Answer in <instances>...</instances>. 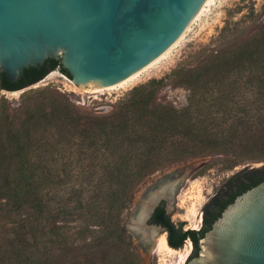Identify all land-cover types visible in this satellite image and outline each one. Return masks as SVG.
<instances>
[{"label":"trees","instance_id":"trees-1","mask_svg":"<svg viewBox=\"0 0 264 264\" xmlns=\"http://www.w3.org/2000/svg\"><path fill=\"white\" fill-rule=\"evenodd\" d=\"M224 30L219 45L195 54L196 66L167 75L170 85L188 92L181 108L153 105L167 85L153 78L133 87L109 114L83 113L56 99L38 116L22 109L19 127L0 134L3 264H55L56 251L72 253L69 264H145L122 224L135 190L174 164L229 155L231 165L247 166L231 179L233 189L206 204L198 231L183 232L161 207L152 215L170 247L190 240L189 257L196 254L198 233L264 181V21L254 30ZM56 70L70 78L60 60L49 59L15 83L0 72V90L20 91Z\"/></svg>","mask_w":264,"mask_h":264},{"label":"water","instance_id":"water-1","mask_svg":"<svg viewBox=\"0 0 264 264\" xmlns=\"http://www.w3.org/2000/svg\"><path fill=\"white\" fill-rule=\"evenodd\" d=\"M205 2L0 0V72L15 83L25 69L60 60L70 78L58 72L79 89L114 86L166 52ZM193 168L165 172L143 191L123 225L138 246L146 249L152 236L165 232L147 221L161 201L170 205L180 178ZM196 247L184 264H264V181L235 197L209 230L198 233Z\"/></svg>","mask_w":264,"mask_h":264},{"label":"rangeland","instance_id":"rangeland-1","mask_svg":"<svg viewBox=\"0 0 264 264\" xmlns=\"http://www.w3.org/2000/svg\"><path fill=\"white\" fill-rule=\"evenodd\" d=\"M263 21L264 0H213L201 16L190 24L183 38L170 50L167 56L141 73L133 82L122 87L97 93L82 92L67 77L56 70L50 72L36 84L20 91L0 90V134L2 135L3 130L9 126L10 128L19 127L25 118L22 109L26 107L31 108L35 116L40 115L43 111H49L48 100L51 99L70 103L76 110L83 113L109 114L117 108L133 87L145 84L153 78H164L165 84H167L156 93L153 105L181 108L186 103L188 92L185 87L170 85L167 75L179 67L192 68L196 66L199 59L195 58V54L205 47L211 48L219 45L220 36L227 37L228 35L224 29H227L228 33L235 26L240 28L248 26L254 30ZM42 108L44 110H40ZM55 138H59L58 134L55 135ZM228 158H230L229 155L196 158L174 164L147 177L133 193L129 209L122 214V224L124 225L130 220L136 205L142 201L143 191L159 176L177 167L191 164L195 168L180 178L181 181L174 191L170 205L165 203V207L168 209L170 221L175 226L182 224L183 232L193 230L192 227L194 228L196 224H198L199 230L202 226L206 204L220 192L229 188L233 189L236 181L232 180L231 182V179L247 166L244 164L231 165L232 163L227 161ZM260 165L251 164L250 168ZM147 225H153L150 219L147 221ZM161 234H165L167 240L166 232H158L150 238L149 246L145 249L138 246V240L128 233L132 245L145 264H184L183 256L158 254L154 250L155 238ZM183 247L184 244L180 249ZM70 254L73 256L72 253L63 255L61 252H54V263L69 264L68 262L73 261ZM0 255V264H3V211L0 212Z\"/></svg>","mask_w":264,"mask_h":264},{"label":"bare ground","instance_id":"bare-ground-1","mask_svg":"<svg viewBox=\"0 0 264 264\" xmlns=\"http://www.w3.org/2000/svg\"><path fill=\"white\" fill-rule=\"evenodd\" d=\"M212 2H213V0H206V2L204 3V5L202 6V8L200 9V11L198 12V14L195 16V18L192 20V22L190 24H192L193 22H195L201 16V14L204 12L205 8L208 7ZM189 27H190V25L187 27L186 31L189 29ZM186 31L181 35V37L166 52H164L161 56H159L157 59H155L149 65H147L145 68H143L140 71L134 73L132 76H130L126 80H124V81H122V82H120V83H118V84H116L114 86L106 87V88H98V89H84V88H80L79 89L78 88V89L79 90H82V92L97 93V92H100V91L113 90L115 88L122 87V86H124V85H126V84H128L130 82H133L141 73L145 72L147 69L151 68L157 62H159L162 58H164L165 56H167V54L170 52V50L172 48H174L179 43V41L183 38V36L185 35ZM198 228H199L198 224H196L194 226V228L192 227L193 230H198ZM185 229H188V228H185ZM154 247H155L154 250L158 254H163V253H167L169 255L176 254L178 256H183V258L186 259L187 254L192 249V243H191L190 240H186L184 242V247L182 249L175 250V249L171 248L167 244V240H166L165 234H161V235H159V236H157L155 238V245H154Z\"/></svg>","mask_w":264,"mask_h":264},{"label":"flooded vegetation","instance_id":"flooded-vegetation-1","mask_svg":"<svg viewBox=\"0 0 264 264\" xmlns=\"http://www.w3.org/2000/svg\"><path fill=\"white\" fill-rule=\"evenodd\" d=\"M158 207L163 208L164 211H165V214L168 215V212H167V210H166L165 202H164V201H161V202L159 203V205H158L156 208H158ZM156 208H155V209H156ZM155 209H154V211H155ZM154 211H153V213H154ZM203 212H204V211H203ZM153 213H152V215H153ZM152 215H151V217H150V222H151V223H152V221H151V219H152ZM202 222H203V221H202ZM152 224H153V223H152ZM153 225L162 228V229L166 232V234L168 235L167 231L164 229L163 226H161V225H159V224H153ZM184 229H185V228H184ZM185 230H186V229H185ZM185 232H186V231H185ZM179 249H180V248H179Z\"/></svg>","mask_w":264,"mask_h":264},{"label":"built area","instance_id":"built-area-1","mask_svg":"<svg viewBox=\"0 0 264 264\" xmlns=\"http://www.w3.org/2000/svg\"><path fill=\"white\" fill-rule=\"evenodd\" d=\"M72 83V82H71Z\"/></svg>","mask_w":264,"mask_h":264}]
</instances>
